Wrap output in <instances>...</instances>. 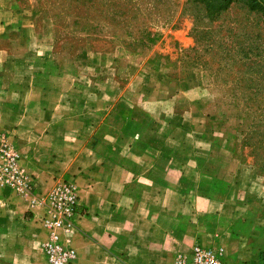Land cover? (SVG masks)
Masks as SVG:
<instances>
[{"label":"crops","instance_id":"0c3cea01","mask_svg":"<svg viewBox=\"0 0 264 264\" xmlns=\"http://www.w3.org/2000/svg\"><path fill=\"white\" fill-rule=\"evenodd\" d=\"M28 11L0 0V128L36 181L32 195L0 187V264H48L41 219L58 181L79 194L72 227L58 232L71 264H174L195 244L227 264H264V218L234 160L221 169L215 145L147 89L139 65L114 61L110 78L81 66Z\"/></svg>","mask_w":264,"mask_h":264},{"label":"rangeland","instance_id":"374dc122","mask_svg":"<svg viewBox=\"0 0 264 264\" xmlns=\"http://www.w3.org/2000/svg\"><path fill=\"white\" fill-rule=\"evenodd\" d=\"M16 1L32 11L27 6L34 0ZM133 9L127 31L135 39L81 49V43L62 42L84 36L83 29L60 27L56 49L77 57L81 66L97 65L109 78L114 61L139 65L140 74L150 75L147 89L167 93L176 118L193 119L195 135L215 145L221 169L234 160L236 179L246 185L245 202L264 218V0H134ZM37 17L39 28L53 27L51 18ZM145 29L150 39L143 37ZM110 31L101 29L99 36L107 39Z\"/></svg>","mask_w":264,"mask_h":264},{"label":"built area","instance_id":"2783aa9c","mask_svg":"<svg viewBox=\"0 0 264 264\" xmlns=\"http://www.w3.org/2000/svg\"><path fill=\"white\" fill-rule=\"evenodd\" d=\"M0 187L16 194L32 195L36 188L33 176L27 174L20 163V156L11 136L0 128ZM34 199H32V202ZM79 194L75 183L58 181L45 202L46 211L41 219L44 228L50 233L42 250L48 264H71L75 254L64 246L59 231H68L73 225ZM174 264H227L219 250L195 244L191 254H181Z\"/></svg>","mask_w":264,"mask_h":264},{"label":"trees","instance_id":"16d2710c","mask_svg":"<svg viewBox=\"0 0 264 264\" xmlns=\"http://www.w3.org/2000/svg\"><path fill=\"white\" fill-rule=\"evenodd\" d=\"M133 4L134 0H34L33 5L29 4L27 8L32 10L31 17L37 27L40 21L37 15L40 13L44 17L51 18L55 34L59 33L60 27L63 29L67 27L82 28V31L85 32L84 36L66 38L62 43L69 45L81 43L80 48L85 49L96 42L108 44L115 40H121L126 43L128 38L135 39L132 37V31H127L133 25L136 17ZM137 16L144 17L138 12ZM120 23L125 27H119ZM141 23H145V21H141ZM104 28L111 30L107 33L109 36L107 39L99 36L101 29ZM142 33H144L143 37L150 39V32L147 29L142 30ZM143 37H140L138 42H142Z\"/></svg>","mask_w":264,"mask_h":264}]
</instances>
